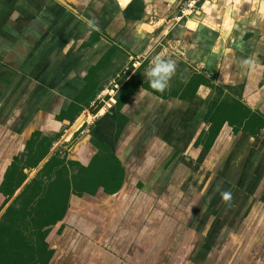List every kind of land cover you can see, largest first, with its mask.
<instances>
[{"label":"crops","instance_id":"crops-1","mask_svg":"<svg viewBox=\"0 0 264 264\" xmlns=\"http://www.w3.org/2000/svg\"><path fill=\"white\" fill-rule=\"evenodd\" d=\"M66 1L76 12L58 0H0V213L27 183L50 180L45 164L58 151L87 166L105 146L121 184L69 194L53 240L67 242L62 264H214L231 243L230 264H264V122L251 134L240 113L209 141L221 103L238 100L264 121V0H201L179 23L183 0ZM157 55L176 63L163 93L145 75ZM19 171L2 207L3 183Z\"/></svg>","mask_w":264,"mask_h":264},{"label":"trees","instance_id":"trees-1","mask_svg":"<svg viewBox=\"0 0 264 264\" xmlns=\"http://www.w3.org/2000/svg\"><path fill=\"white\" fill-rule=\"evenodd\" d=\"M93 70L89 72L87 76V84L83 90L84 94L91 91L90 78ZM121 102L120 100L119 104H121ZM219 107L225 108V110L222 108L221 110H217L213 117L214 119L211 118L213 126L211 127L209 141L215 137L221 121L226 119L230 122L239 121L240 113L243 118H247L245 127H251L250 123L256 126L251 134H255L263 125V118L242 105L238 100H233L231 104L227 105L221 103ZM71 108L74 109L78 107L76 104H73L69 107L68 111H70ZM79 109H82V107L78 108V110ZM74 119L73 117L71 122H73ZM48 145L43 149L34 151L35 159L30 158L32 162L31 166L36 165L44 157ZM101 150L102 151L91 158L87 166H82L79 165L78 162L68 160L67 163L70 167L78 166L76 173L70 176L69 169L65 164V158H56V156H52L49 161L46 162L44 171L45 173L54 175L53 178L52 176L49 177L50 182L44 183L43 181L35 180L32 184L31 182L26 184L21 194L17 197L21 199V207H9L6 215L3 217V222L9 224L5 225L2 229L0 228L1 232L5 231V234L0 233V264H46L50 256V252L47 253L41 246L20 242L21 239H17V232L14 231L17 228L11 223L27 219L28 217L30 220L37 218L44 221L45 224H52L61 220L64 216L70 193L80 195L86 192L92 194L99 186H102L109 192L117 190L121 184L123 169L117 157L112 154L107 147L103 146ZM12 170H14V166L11 171ZM11 171H9L10 174ZM25 177V174L21 171H19L18 179L9 175V178L3 183L4 187L2 191H4L7 196H10L14 189L24 181ZM43 183L47 185L42 188L39 184ZM25 193L26 195H24ZM26 207H29V210L26 209ZM2 241H4V243ZM5 251H7L8 258H4L3 256Z\"/></svg>","mask_w":264,"mask_h":264},{"label":"flooded vegetation","instance_id":"flooded-vegetation-1","mask_svg":"<svg viewBox=\"0 0 264 264\" xmlns=\"http://www.w3.org/2000/svg\"><path fill=\"white\" fill-rule=\"evenodd\" d=\"M84 118H85V116L80 117L77 121H74L75 124L72 123L71 126L74 125L75 128L77 130H79L80 128L83 127V124L87 123L86 121L84 122ZM65 151H67V149ZM54 155H56V158H62V157H64L65 160L68 161L67 154L64 151H62V150L61 151H58ZM75 162H78V161L75 160ZM79 165H82V164L79 163ZM66 166L69 169V176L75 174L76 171H77V169H78V166L77 165L76 166H73V167L72 166L70 167V165L68 164ZM82 166H84V165H82ZM51 175L49 174L48 178ZM46 179H47V177H46ZM43 182L44 183L50 182V180H48V181L46 180V181H43ZM39 185L42 186V188H43L47 184H39ZM21 192L16 197H14L13 198V201L8 206L5 207V209L2 211V213H0V228L1 229L5 225L9 224V223H6V222L4 223L3 222L4 221L3 217L6 215V212H7L8 208L9 207H12V206H14V208L21 207V205H20L21 199H18L17 198L21 194ZM12 194L10 196H7L6 195V198H5V201H4L3 205H2V207L5 205V203L7 201L10 200V198H12ZM24 195H26V193ZM67 207H66V210H65V213H64V216L62 217V219L59 220V221H57V222H55V223H52V224H50V223H46L45 224L44 221H41V220H39L37 218L34 219V220H30V219H28V217H27V219L18 220L16 222L11 223L12 225H15L16 228H17L14 231L17 232V239L18 240L21 239L20 242H25V243H27L29 245L30 244H34L36 246H41V248L43 247L44 250L47 253L50 252V254H49L50 256H49L48 261L46 262V264H49L50 259H51V255H53L54 252H55V250L51 247V244H52L51 241H53L55 235L62 234V232L65 229L66 223L64 222V218H65V215H66V212H67V209H68ZM26 209L29 210V207H26ZM57 224H58V226L56 227ZM12 229H14V228H12ZM53 230H54V233L51 236L50 233ZM0 233L5 234V231H2V232L0 231ZM2 242L4 243V241H2ZM6 252L7 251H5L4 253H6ZM4 253H3L4 258H8L9 256L7 255V253L6 254H4Z\"/></svg>","mask_w":264,"mask_h":264},{"label":"clouds","instance_id":"clouds-1","mask_svg":"<svg viewBox=\"0 0 264 264\" xmlns=\"http://www.w3.org/2000/svg\"><path fill=\"white\" fill-rule=\"evenodd\" d=\"M93 22H89L91 25ZM250 63V61H244ZM176 72V63L172 59H165L163 56L157 55L153 58L151 66L146 70L145 75L149 80L151 89L156 92L163 93L167 87L170 79ZM137 97L135 98L136 102ZM222 199L229 201L231 199L230 192H222Z\"/></svg>","mask_w":264,"mask_h":264},{"label":"rangeland","instance_id":"rangeland-1","mask_svg":"<svg viewBox=\"0 0 264 264\" xmlns=\"http://www.w3.org/2000/svg\"><path fill=\"white\" fill-rule=\"evenodd\" d=\"M139 62H140V60H138ZM141 63V62H140ZM127 73V72H126ZM144 73V72H143ZM76 137H75V139L72 141V142H74L78 137H79V135L77 134V135H75ZM68 156H70V155H68ZM67 156V157H68ZM69 158V157H68ZM68 161L67 160H65V164L66 165H68V163H67ZM193 214V213H192ZM227 214H228V212L227 211H225L224 213H221V219H224L226 216H227ZM193 222H195V220L194 219H192V221L190 222V223H193ZM188 226H190V224H188ZM185 231L186 232H188L189 230L186 228V225H185ZM209 231V230H208ZM209 233H210V231H209ZM204 235H201V236H199V240H200V242L202 243V241H204ZM56 238H58V236L57 235H55L54 236V239L53 240H55ZM51 243L52 244H55V245H57V248L55 249V252L54 253H56V254H54L53 255V257L55 258L56 257V262H57V264H62L63 263V260H67V258H66V256H65V253H64V249L68 246L67 245V242L66 243H64V239H62V241H60V243H55L54 241H51ZM62 244V245H61ZM64 245V246H63ZM224 244H221V245H218V248H217V250H219V251H217L216 253H215V256H214V258H218V260H219V262H216V263H214V264H230V262H231V260H232V258H231V254H232V252H234V249L232 250V247H233V245H234V247L236 248V247H238V244H233V243H231V247L229 246L228 248H225L224 246H223ZM171 247H173V246H168V248H171ZM196 246L195 245H192V247H191V249H190V254L191 253H193V255L192 256H194V254H195V252H196ZM58 258V259H57ZM187 258H188V256L185 258V264H190V262L188 263V261H187ZM59 260V261H58ZM61 260V261H60ZM264 263V262H263ZM171 264V263H170ZM197 264H201L200 262H198ZM203 264H206V263H203ZM208 264H213L212 263V261H210V263H208Z\"/></svg>","mask_w":264,"mask_h":264},{"label":"built area","instance_id":"built-area-1","mask_svg":"<svg viewBox=\"0 0 264 264\" xmlns=\"http://www.w3.org/2000/svg\"><path fill=\"white\" fill-rule=\"evenodd\" d=\"M200 1L201 0H183L179 5L176 14L174 15L175 22L179 23L183 19L193 16V14L198 8V4ZM132 61H131V67L126 66V68H124L125 73L126 72L132 73L133 70H131V68L132 67L136 68L139 66L140 62L138 61V59H133Z\"/></svg>","mask_w":264,"mask_h":264},{"label":"water","instance_id":"water-1","mask_svg":"<svg viewBox=\"0 0 264 264\" xmlns=\"http://www.w3.org/2000/svg\"><path fill=\"white\" fill-rule=\"evenodd\" d=\"M58 1L61 2L63 5H65L67 8L76 12V9L72 7L66 0H58Z\"/></svg>","mask_w":264,"mask_h":264}]
</instances>
